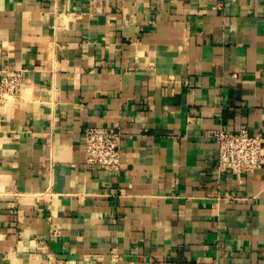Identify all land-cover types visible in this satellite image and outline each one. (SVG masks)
I'll use <instances>...</instances> for the list:
<instances>
[{
	"label": "crops",
	"instance_id": "1",
	"mask_svg": "<svg viewBox=\"0 0 264 264\" xmlns=\"http://www.w3.org/2000/svg\"><path fill=\"white\" fill-rule=\"evenodd\" d=\"M0 264H264V0H0ZM122 133L118 172L85 130Z\"/></svg>",
	"mask_w": 264,
	"mask_h": 264
},
{
	"label": "built area",
	"instance_id": "2",
	"mask_svg": "<svg viewBox=\"0 0 264 264\" xmlns=\"http://www.w3.org/2000/svg\"><path fill=\"white\" fill-rule=\"evenodd\" d=\"M22 73L6 71L0 79V95L18 96ZM219 147L217 169L237 176L264 169V137L251 134L246 129L238 132L215 130L211 132ZM86 168H99L108 172L122 169V133L117 127H88L85 130Z\"/></svg>",
	"mask_w": 264,
	"mask_h": 264
}]
</instances>
